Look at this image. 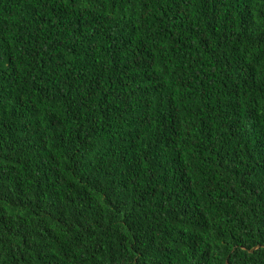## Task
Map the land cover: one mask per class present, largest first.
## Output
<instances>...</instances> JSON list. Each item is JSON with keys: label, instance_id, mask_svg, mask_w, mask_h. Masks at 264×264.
<instances>
[{"label": "trees", "instance_id": "obj_1", "mask_svg": "<svg viewBox=\"0 0 264 264\" xmlns=\"http://www.w3.org/2000/svg\"><path fill=\"white\" fill-rule=\"evenodd\" d=\"M0 264H264V0H0Z\"/></svg>", "mask_w": 264, "mask_h": 264}]
</instances>
